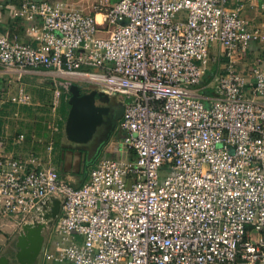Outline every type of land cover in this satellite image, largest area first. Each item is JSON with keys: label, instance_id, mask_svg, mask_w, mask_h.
<instances>
[{"label": "built area", "instance_id": "obj_1", "mask_svg": "<svg viewBox=\"0 0 264 264\" xmlns=\"http://www.w3.org/2000/svg\"><path fill=\"white\" fill-rule=\"evenodd\" d=\"M231 1L87 0L85 12L22 0L14 11L29 41L0 34L3 75L44 69L66 89L122 96L131 155L99 158L79 186L36 155L0 157V219L45 223L59 200L43 230L50 264H264V67L248 51L264 33Z\"/></svg>", "mask_w": 264, "mask_h": 264}, {"label": "crops", "instance_id": "obj_2", "mask_svg": "<svg viewBox=\"0 0 264 264\" xmlns=\"http://www.w3.org/2000/svg\"><path fill=\"white\" fill-rule=\"evenodd\" d=\"M21 1L22 0H0V34H14L17 35L21 41L28 42L29 40L25 36L24 32L25 24L23 21L13 16L14 11L19 8ZM41 1L58 2V0ZM60 3L64 4V2ZM230 7H239L240 16L248 22L249 28H259L264 33V10L262 9V7L264 8V0H232ZM87 8L88 3L87 6H81L79 9L88 12ZM248 51L249 56L251 57L250 61L259 57L262 59V66L264 67V43H251ZM51 78H53L52 72L44 69L28 70L25 73H22L19 78H17L16 75H3L0 71V105L5 102V104L1 106H12L9 99L12 96L17 95L20 89H22L24 93L29 96L28 102L23 106H28L30 104L34 106L39 105L40 100L38 99L39 101H36L34 97L35 89L40 88V96H46L50 88H42L40 86H52L53 83ZM24 122L26 123L17 124L6 116L0 118V157H11L23 160L31 154L36 155L42 159L43 163H50V165L56 169L62 178L66 179L67 182L73 184L74 186H79V184L84 180L87 172L91 169V167H93L99 158H131V155L127 154V152H125L122 148V134L118 130L119 137L115 139L112 138L106 149L103 151L100 150V147H97L95 150L89 152L86 150L85 153L87 154L88 160L86 162V167H84L83 170L81 165H75L69 160L70 155H68V149L66 148L67 141L64 140V143L62 139L57 138L53 141L54 143H51L48 140L37 136V132L34 129L29 133L27 128L29 127L32 129V126L29 125L28 121ZM113 132L114 131H112L111 135ZM16 133L17 136L15 135ZM19 135H24L23 141L18 140ZM111 135L109 137H112ZM56 159H60V161H56ZM17 231L18 229L15 228L14 224L6 221L5 219H0L1 256L13 255L14 251L11 244L13 243L15 236L18 234ZM43 236L44 245L42 253L43 251L45 253L47 247L45 245V243H47V236L44 232Z\"/></svg>", "mask_w": 264, "mask_h": 264}, {"label": "rangeland", "instance_id": "obj_3", "mask_svg": "<svg viewBox=\"0 0 264 264\" xmlns=\"http://www.w3.org/2000/svg\"><path fill=\"white\" fill-rule=\"evenodd\" d=\"M58 2H64L66 7H68V9L70 10L79 9L81 8V6H87V0H58ZM217 50L218 49L215 48L211 52L214 53ZM17 78L19 77L17 76ZM51 79L53 83L52 86H44V85L40 86L42 88H48V89L50 88L46 96L44 95L40 96L41 94L39 90L40 88H37L38 90L35 89L34 97L36 101L38 99L40 100L39 105L34 106L30 104L28 106H23L21 104H14L10 102L12 106L9 107L8 105L2 106L3 109H1L0 111V118L6 116L17 124L26 123L24 121H28L29 125L32 126V129L29 127L27 128V130H29V133L32 132L34 129L37 132V133L35 132L37 136L42 137L51 143H54L53 141L57 138L62 139L63 141L64 140L67 141L66 148L68 149L67 151L68 155H70L69 160L72 161L71 163H74L75 165H81V167L84 170V167H86V162L88 160L87 154L85 153L86 150L89 152L95 150L97 147H100V150L103 151L104 149H106L107 145L109 144L112 138L115 139L119 137L118 129L113 132V134L111 135L112 137H108L112 133V125H110L108 120H110V117H112L113 115V107L111 106V103H106V106L109 108V112L107 115H104L102 123L96 128V131L93 134L91 140H89L87 143L82 145L71 143L66 139L64 132L65 121L69 111V106L67 104V101L70 97L69 94L70 87H68L67 89L65 88L67 81L64 79H58L54 76ZM73 84L78 85L81 89H83L82 90L83 93H87L91 90H95V87L89 86L87 84L86 86H82V84L75 82H73ZM111 99L118 101V103H121L122 96L113 97ZM3 104H5V102L2 103L1 105ZM96 105L99 106L97 103ZM15 135L17 136V133ZM106 135L108 139L101 144L102 139L105 138ZM56 161H60V159H56ZM6 221L14 224L15 228L18 229L19 231L21 225H19L17 222L12 220H6ZM16 237L17 235L15 236V239L11 244V247L13 248L14 251L13 255L6 256L9 259L10 264H18L13 258L16 252L15 244H14V241L16 242ZM47 251L48 248L46 247L45 253ZM45 253L44 251L43 253L42 252L40 253L35 264H50L46 260ZM0 256H1V252H0Z\"/></svg>", "mask_w": 264, "mask_h": 264}, {"label": "water", "instance_id": "obj_4", "mask_svg": "<svg viewBox=\"0 0 264 264\" xmlns=\"http://www.w3.org/2000/svg\"><path fill=\"white\" fill-rule=\"evenodd\" d=\"M124 24V21L121 23ZM70 97L67 101L69 111L65 121L66 139L74 144L82 145L91 140L96 128L102 123L104 115H107V106H97L96 102L108 103L109 97L96 90L83 93L82 89L75 84L69 88ZM123 107L118 104L114 114L113 129L120 120ZM112 129V131H114ZM60 203L57 199L51 200L50 210L43 217L45 223L35 225L24 224L20 227L16 242L14 259L18 264H35L43 250V230L51 227L59 215ZM0 264H10L6 256H0Z\"/></svg>", "mask_w": 264, "mask_h": 264}, {"label": "flooded vegetation", "instance_id": "obj_5", "mask_svg": "<svg viewBox=\"0 0 264 264\" xmlns=\"http://www.w3.org/2000/svg\"><path fill=\"white\" fill-rule=\"evenodd\" d=\"M111 98H113V97H109V102H108V103H111V106L113 107V115H112V117H110V120H108V121H109L110 125H113V123H114V114H115V111L117 110L118 104H120V103L116 102L115 100H113V99H111ZM96 103H97L99 106H101V107H105V106H106V104L101 103V102H99V101H97ZM118 122H119V121H117V123H116V127H115V129H113V126H112V129H113L114 131H116L117 128H118ZM110 135H111V134H110ZM110 135H109V136H110ZM109 136H108V137H109ZM108 137H107V135H106L105 138L102 139L101 144H102L105 140H107ZM101 144H100V145H101Z\"/></svg>", "mask_w": 264, "mask_h": 264}, {"label": "trees", "instance_id": "obj_6", "mask_svg": "<svg viewBox=\"0 0 264 264\" xmlns=\"http://www.w3.org/2000/svg\"><path fill=\"white\" fill-rule=\"evenodd\" d=\"M1 109H2V106H1V108H0V111H1Z\"/></svg>", "mask_w": 264, "mask_h": 264}]
</instances>
